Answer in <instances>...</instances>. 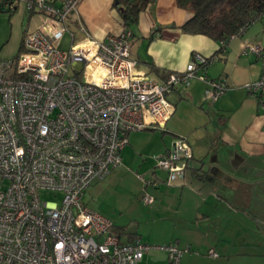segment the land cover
Here are the masks:
<instances>
[{
  "label": "built area",
  "instance_id": "built-area-1",
  "mask_svg": "<svg viewBox=\"0 0 264 264\" xmlns=\"http://www.w3.org/2000/svg\"><path fill=\"white\" fill-rule=\"evenodd\" d=\"M77 2L3 0L0 6L13 11L22 4L28 15L43 17L37 29L26 31L15 56L0 58V264H140L152 246L121 241L108 218L83 204V194L93 179L122 164L130 131L164 128L175 85L204 81L208 102L227 89L224 79L206 74L214 58L200 52L164 80L138 70L128 25L101 40L88 34L74 39L70 19ZM66 34L69 39H62ZM242 52L260 61L258 77L246 88L262 102L264 46L246 43ZM191 158L189 143L179 136L156 157V167L171 184L184 177ZM159 182L144 179V185ZM42 189L59 191L60 200L42 201ZM142 200L154 197L144 192ZM155 248L167 250V264H180L188 250ZM208 254L217 256L212 249Z\"/></svg>",
  "mask_w": 264,
  "mask_h": 264
},
{
  "label": "crops",
  "instance_id": "crops-1",
  "mask_svg": "<svg viewBox=\"0 0 264 264\" xmlns=\"http://www.w3.org/2000/svg\"><path fill=\"white\" fill-rule=\"evenodd\" d=\"M113 3L114 0H78L70 19L74 39L88 34L101 40L108 33L120 32L125 23ZM189 16V10L177 0H146L137 20L129 25L130 58L138 70L164 80L167 72L184 70L192 54L200 52L215 56L206 74L224 79L227 85L214 102L203 100L206 83L199 79H192L188 85L179 83L169 92L174 110L161 130L154 158L165 153L179 136L189 143L192 158L183 178L166 183L164 171L156 177L159 184L152 186L179 190L175 213L191 233L185 240L186 248L207 251L206 255L195 256L197 260L264 264V98L260 102L246 88L258 77L260 61L242 52L246 43L264 46V16L241 36L228 40L224 48L220 41L204 34L184 32L181 25ZM23 17L27 22L22 27ZM16 21L21 24L17 38L20 41L12 57L18 53L26 31L37 29L43 17L28 15L22 4L13 11L0 9V24L4 22L10 28L6 31L2 25L0 39L13 38ZM62 39L69 37L66 34ZM4 41H0V47ZM135 142L134 138V146ZM123 150L126 156L133 150L129 136ZM210 249L217 256L209 255ZM192 257L185 260L191 262Z\"/></svg>",
  "mask_w": 264,
  "mask_h": 264
},
{
  "label": "rangeland",
  "instance_id": "rangeland-1",
  "mask_svg": "<svg viewBox=\"0 0 264 264\" xmlns=\"http://www.w3.org/2000/svg\"><path fill=\"white\" fill-rule=\"evenodd\" d=\"M23 20L22 27L27 22L26 17H23ZM3 24H0V28ZM3 27L6 31L10 30L6 23ZM20 30L21 24H17L16 21L12 29L13 38L0 39V41L5 40L0 47L1 58H10L17 51ZM162 129L148 128L142 131H130L128 136L131 145L133 144V150L127 156L123 150V163L112 168L104 177L93 179L82 197L84 205L112 222V229L119 234L121 241L138 240L152 246L144 254L140 264H167V250L158 249L155 246L177 244L180 249H185L187 247L185 240L191 236L187 223L175 213V206L180 200L179 190H172L167 186L161 189L144 185V179H154L164 173V170L155 166L156 158H154V149L161 143ZM144 192L155 197L153 202L145 203L142 200ZM39 195L42 201L58 202L61 198L59 191L47 189L40 190ZM206 254L207 251L204 249L191 247L183 252L180 263L216 264V261L197 260L195 257ZM189 256H193L191 262L185 260Z\"/></svg>",
  "mask_w": 264,
  "mask_h": 264
},
{
  "label": "trees",
  "instance_id": "trees-1",
  "mask_svg": "<svg viewBox=\"0 0 264 264\" xmlns=\"http://www.w3.org/2000/svg\"><path fill=\"white\" fill-rule=\"evenodd\" d=\"M177 2L190 12L181 29L186 33H200L220 41L222 48L226 45L222 43H227L231 34L245 25L249 26L256 16H264V0H177ZM113 4L119 7L125 25L129 26L137 20L139 11L146 5V0H114ZM20 49L21 45L19 51ZM154 69L158 71L156 67Z\"/></svg>",
  "mask_w": 264,
  "mask_h": 264
}]
</instances>
